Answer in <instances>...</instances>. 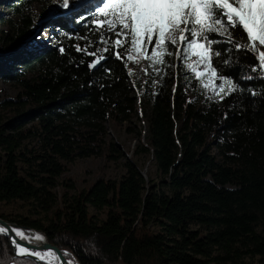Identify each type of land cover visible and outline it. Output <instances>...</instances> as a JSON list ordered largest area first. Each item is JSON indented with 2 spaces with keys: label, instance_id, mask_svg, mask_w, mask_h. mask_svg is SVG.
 Returning a JSON list of instances; mask_svg holds the SVG:
<instances>
[{
  "label": "trees",
  "instance_id": "trees-1",
  "mask_svg": "<svg viewBox=\"0 0 264 264\" xmlns=\"http://www.w3.org/2000/svg\"><path fill=\"white\" fill-rule=\"evenodd\" d=\"M40 2L14 0L10 10L22 15ZM97 14L83 10L71 22L47 26L54 43L35 55H18L25 56L19 70L4 68L0 60V79L20 91L2 103L16 114L0 124V203H32L43 218L0 217L42 231L74 264H239L247 257L264 264V78L251 71L258 54L236 52L222 36H215L221 56L213 62L239 84L237 92L199 106L184 87L199 96L201 82L193 74L183 77L184 64L172 74L170 56L166 65L157 62L160 80L142 87L147 126L144 134L134 133L147 143L135 155L152 156L157 180L145 179L136 163L125 160L118 182L98 180L59 201L52 193L66 172L63 163L105 152L110 161L121 159L117 145L105 142V123L128 122L135 114L128 61L105 53L109 58L90 69L93 57L75 49L103 47L92 24ZM34 23L23 20L12 36L0 34V44L22 45ZM89 208L107 209L105 221L99 223ZM0 264L38 263L17 258L0 234Z\"/></svg>",
  "mask_w": 264,
  "mask_h": 264
},
{
  "label": "snow or ice",
  "instance_id": "snow-or-ice-1",
  "mask_svg": "<svg viewBox=\"0 0 264 264\" xmlns=\"http://www.w3.org/2000/svg\"><path fill=\"white\" fill-rule=\"evenodd\" d=\"M61 7L69 8L70 0H63ZM97 12L92 24L100 33L99 43L103 47L90 51V45L75 46L77 52L93 57L88 63L90 69L97 68L109 58L105 53L118 60L138 62L143 57L166 65L165 57L174 54L170 46H177V58L181 51L196 57L195 63L187 67L202 87L205 90L210 87L204 82L208 76L212 90L220 100H224L237 92L240 86L232 78L221 75L214 65L213 57L221 56V52L213 47L221 42L215 36H222L223 42L232 44L236 52H258L255 57L258 63L252 66L251 71L260 72L264 78V51H259L264 48V0H102ZM105 32L111 35L106 36ZM129 74H132L131 69ZM246 79L252 77L247 76ZM216 80L220 83L216 84ZM10 232L21 240L29 239L19 229L0 226V234L8 235ZM35 238L42 239L39 236ZM12 244L17 255L33 256L39 260L52 255L51 252L41 254L32 251L15 239H12Z\"/></svg>",
  "mask_w": 264,
  "mask_h": 264
},
{
  "label": "rangeland",
  "instance_id": "rangeland-1",
  "mask_svg": "<svg viewBox=\"0 0 264 264\" xmlns=\"http://www.w3.org/2000/svg\"><path fill=\"white\" fill-rule=\"evenodd\" d=\"M14 0H0V34L12 36L18 29L23 28V20H33L34 25L28 29L27 34L23 38L22 45L15 46V44H0V60L4 68L10 69L13 67L21 68L18 66V62L25 58L26 54L35 55L44 49L50 47L54 41L51 36V31L46 29L47 26L51 25L54 27L57 21L60 22H71L75 20L83 10H91L97 13V10L102 6V0H93L86 2V0H70V7H61L63 0H43V2L35 3L31 5L22 15L14 14L10 10V4ZM57 30V29H56ZM1 36V35H0ZM17 45V44H16ZM176 49L177 46H171ZM39 48V49H37ZM264 51V48L259 49ZM174 54L170 56V70L175 75L176 65L185 66L182 74L184 78L186 74H193L187 67L189 64H194L196 57L191 53L185 55L183 51L179 58ZM258 54V52H256ZM23 54L20 59L18 55ZM6 58V59H4ZM10 61V62H8ZM161 66L158 63L149 62L147 59L141 57L138 62L128 61L127 73L129 78V85L133 91V97L135 99V114L132 119L128 122H118L113 120H107L105 123L106 135L105 142L107 144L113 143L121 150L123 157L118 161H110L106 158L107 153L105 152L99 157H90L77 159L73 163H63L66 166V172L63 173L58 179V186L52 190L53 194H57L58 201L63 198L66 194L67 197H71L82 191H88L94 183L98 180L104 181H120L125 175L126 169L123 166L125 160L136 163L139 172L145 179L152 178L157 180L156 167L153 162L151 155H135L136 148L138 145H145L147 143L145 135L138 141L136 139L135 131L141 130L144 134L147 126V121L144 116L148 112V106L143 98L144 91L142 87L146 85V82L151 80L153 83L159 81L162 75V71H158ZM131 69V75L129 74ZM177 75V74H176ZM206 83L210 84L208 90L203 87V92L199 96L195 95L192 90L186 85L184 87V93L191 98V100H199V106H203L207 98H218L219 96L211 88V82L209 77H205ZM216 84L217 80L215 81ZM18 86L11 85L4 80L0 79V124L5 123L7 120L14 118L16 111L12 108H6L2 103L6 100H15L19 94ZM146 110V111H145ZM36 126L33 124H24L26 128L29 126ZM130 130V131H129ZM133 131V132H132ZM34 149L38 150V142L34 141L31 143ZM23 171L26 166L19 164ZM61 184H66L62 186ZM71 186L72 188H69ZM32 203L14 202L10 204L0 203V214L8 216L9 218L15 217H26L32 219H42L43 214L35 215L34 206ZM39 212V210H36ZM90 215L97 217V221L102 223L105 221L107 216V209L101 212H96L93 208H89ZM51 214L48 213L47 220H49ZM192 231L196 230L195 226H191ZM156 231V228L152 229ZM75 262H73L74 264ZM214 264V263H212ZM225 264H230L229 262ZM239 264H262L258 257L255 258H244Z\"/></svg>",
  "mask_w": 264,
  "mask_h": 264
},
{
  "label": "water",
  "instance_id": "water-1",
  "mask_svg": "<svg viewBox=\"0 0 264 264\" xmlns=\"http://www.w3.org/2000/svg\"><path fill=\"white\" fill-rule=\"evenodd\" d=\"M0 226H7L9 229H19L20 231L25 233L26 237L29 238L26 240H21L18 236L15 235L14 232H10L8 235H5L8 238L16 257L32 260L38 264H73L64 256V253L57 246L50 243L47 236L42 231H38L34 228L27 226H20L14 222L5 220L1 217ZM37 236L42 237V239H36L35 237ZM12 239H15L18 243L23 244L25 247L29 248L32 251H39L41 253L51 252L54 260L53 263L45 259L39 260L33 256L17 255L15 248L12 244Z\"/></svg>",
  "mask_w": 264,
  "mask_h": 264
},
{
  "label": "bare ground",
  "instance_id": "bare-ground-1",
  "mask_svg": "<svg viewBox=\"0 0 264 264\" xmlns=\"http://www.w3.org/2000/svg\"><path fill=\"white\" fill-rule=\"evenodd\" d=\"M88 1H90L89 3H91V2H93V0H86V2H88ZM95 1V0H94ZM37 49H39V48H37ZM46 253H49V252H44V253H41V254H46ZM17 258H19V257H17ZM45 260H47V261H50V262H52L53 263V256L52 255H50V256H46V259Z\"/></svg>",
  "mask_w": 264,
  "mask_h": 264
}]
</instances>
